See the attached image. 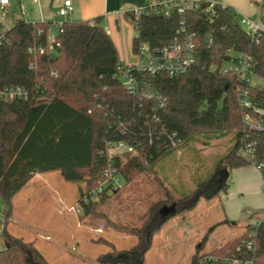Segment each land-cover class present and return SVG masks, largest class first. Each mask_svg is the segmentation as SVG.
Wrapping results in <instances>:
<instances>
[{
	"label": "trees",
	"instance_id": "obj_1",
	"mask_svg": "<svg viewBox=\"0 0 264 264\" xmlns=\"http://www.w3.org/2000/svg\"><path fill=\"white\" fill-rule=\"evenodd\" d=\"M211 4L201 0L198 9L185 13L194 36L196 61L183 74L153 78L152 87L167 99L166 107L159 109L155 101L129 94L118 80L122 62L102 16L66 20L57 36L59 46L48 41L51 22L17 20L5 31L0 37V89L20 85L29 91L27 100L0 101V197L9 212L13 198L32 178L59 171L66 181L86 182L84 188L80 186L79 204L83 213L89 214L97 203L123 188L111 190L105 186L98 191L105 183L102 173L110 163L126 185L142 172L156 173L159 161L175 159L179 151L190 150L187 146L199 135L206 138V144L232 135V142L217 163L215 177L222 178L218 186H212L214 180L210 178L181 197L168 194L176 212L166 217L160 214L161 201L153 203L142 226H117L135 235L137 243L118 250L109 242L111 250L100 254L94 263L143 264L154 234L171 216L192 209L201 197L211 199L219 191H226L228 169L264 163V129L244 124L247 110L239 101V91L248 88L250 98L264 106V89L221 69L229 60L230 49L245 52L251 57L255 77L264 82V35L256 41L235 21L229 6L216 2L211 13ZM129 14L135 20L133 11ZM180 19L176 10L168 16L163 11L142 12L133 52L137 53L141 42L159 46L169 43ZM39 45L43 51L29 52ZM212 65L216 69H211ZM174 132L181 140L176 147L169 141V134ZM112 141H125L138 153L126 160L111 157L107 148ZM248 142L253 144L252 161L240 153ZM85 195L88 201H83ZM2 236L9 246L0 251V264H46L32 242L15 237L6 227ZM250 239L254 240V249L246 255L264 264V220L248 224L240 235L212 254L235 250L242 240ZM197 253L189 264H200Z\"/></svg>",
	"mask_w": 264,
	"mask_h": 264
},
{
	"label": "rangeland",
	"instance_id": "obj_2",
	"mask_svg": "<svg viewBox=\"0 0 264 264\" xmlns=\"http://www.w3.org/2000/svg\"><path fill=\"white\" fill-rule=\"evenodd\" d=\"M10 2L4 21L0 18V35L15 20L33 19V0ZM230 8V13L240 24L241 13L235 7ZM23 9L27 10V16L22 15ZM132 24L137 35L135 21ZM51 54L55 55L53 48ZM253 79L263 85L257 77ZM231 136L206 144V138L199 135L187 146L196 151L181 152L173 161H159L156 173L142 172L126 185L121 180L123 188L97 203L89 214L75 210L81 207L80 186L84 188L86 182L66 181L59 171L37 174L13 198L11 212L0 197V251L9 246L2 236L4 227L15 237L32 242L43 254L46 264H94L100 254L111 250L109 242L118 250L129 249L137 243V237L119 226H142L153 203L161 201L160 208L172 204L169 195L181 197L194 192L200 182L210 178L214 180L212 186L221 183L222 178L215 177L216 167L219 157L231 143L227 142ZM120 155L124 160L131 156ZM238 171L235 170L228 181L231 188L238 186V190L229 192L232 196L228 200L218 193L212 200L201 197L192 209L171 216L154 234L143 264H189L197 252L200 257L212 254L239 235L248 222L263 220L264 193L257 183L261 182L256 178L258 172L253 167L245 169L244 175ZM231 203L235 209L230 210L229 218H234L237 224L225 225L224 207ZM213 226L216 227L211 229ZM227 251L212 255L223 256Z\"/></svg>",
	"mask_w": 264,
	"mask_h": 264
},
{
	"label": "built area",
	"instance_id": "obj_3",
	"mask_svg": "<svg viewBox=\"0 0 264 264\" xmlns=\"http://www.w3.org/2000/svg\"><path fill=\"white\" fill-rule=\"evenodd\" d=\"M212 2L208 11L214 13ZM9 0H0L1 19L8 13L7 6ZM201 5V0H150L141 7L133 11L135 15V26L139 28L138 16L142 12H164L165 15H170L172 10H176L181 19L179 26L175 30L174 38L166 45H152L149 42H141L136 55L138 62L135 64L122 63L118 67V80L124 89L131 95L142 98H147L155 101L156 109L165 108L167 99L157 92L152 87V80L158 75L175 76L187 72L196 61L195 42L193 33L189 30L185 13L190 9H198ZM76 11V7L71 0H65L63 6L59 9L55 21H52L48 27V41L52 46H59L57 36L63 31V25L66 20L71 17ZM240 24L252 37L259 41L260 36L264 35V0L259 7V12L255 18L240 15ZM43 30L39 29V33ZM43 51V47L39 45L36 48H30L29 52ZM216 65H212L211 69H216ZM223 72H232L237 74L241 81L249 83L250 85L264 89L261 83L254 81L255 77L251 57L241 51L229 50V60L221 68ZM55 74V73H54ZM29 91L20 85H10L0 89V101L13 102L15 100H27ZM240 105L246 109V114L243 118L246 126L254 129H264V106L258 105L249 96V89L242 88L239 91ZM260 115V116H259ZM170 145L176 147L180 142V138L174 132L169 134ZM252 143H245L241 149L242 155L248 160L252 161L254 157ZM108 154L112 156H119L120 154H130L131 156L137 154L136 149L127 144L125 141H112L108 143ZM112 151V153H111ZM130 156V157H131ZM261 172L264 181V163L252 162ZM105 183L98 189L101 192L105 186H110L111 190L122 185V177L120 172L114 167L113 163L102 173ZM89 196H83V201H88ZM74 209V208H73ZM77 213L82 211L81 207L75 209ZM264 220V219H263ZM253 222L251 225L260 224ZM254 249V240H242L235 250H228L223 256L204 255L200 259V264H259L255 257L247 256V252Z\"/></svg>",
	"mask_w": 264,
	"mask_h": 264
},
{
	"label": "crops",
	"instance_id": "obj_4",
	"mask_svg": "<svg viewBox=\"0 0 264 264\" xmlns=\"http://www.w3.org/2000/svg\"><path fill=\"white\" fill-rule=\"evenodd\" d=\"M64 1L65 0H33V3L35 4V8L32 9L33 12L31 14L33 19L31 20V22L55 21L56 19L59 18L57 16V13L59 9L63 6ZM71 1L76 7V11L74 12L73 15H71V17H69V19L88 20L98 16H102L103 18L102 24L106 28L107 32L109 33L115 44L120 62L125 64H135L138 62L139 60L138 56L133 52V38L135 37V34L133 31L132 23L134 19L129 14V12L134 11L135 9L141 7L150 0H71ZM205 1L218 2L232 8L235 7V10L241 13V15H245L253 18L257 16L259 12V7L263 2V0H205ZM10 5L11 2L9 0L8 6ZM22 15L27 16L28 15L27 10L23 9ZM0 16H1V10H0ZM2 35H0V37ZM227 142L228 143L232 142V139L231 140L227 139ZM180 154L181 151L177 153L176 158L174 160L178 159L177 156H179ZM171 160L173 161V158ZM199 160L202 161L203 159L201 158ZM249 167H253L254 170L258 172L257 173L258 176H256V178L258 177L257 181L260 179L261 182L258 181L257 183L259 188L262 186V190H263V177L261 175V172L257 169V167L254 164H248L246 166L228 169L229 179L232 177V173L235 170H239L238 174L244 175V170ZM235 190H238V186L236 185L235 187L231 188L230 183L228 182L227 190L226 191L221 190L218 192V194L221 195L226 201L228 200V198H230V196H232L230 195L229 192ZM212 199H214V197L211 198L210 200ZM233 206L234 205L231 203L226 205V207H224L225 215H226L225 220L233 221V224L228 222H223V224L225 225L237 224V221L234 220V218L233 219L229 218L230 210L235 209ZM251 223L252 222H248L247 225ZM231 239H229L228 241H230ZM206 252H208V250Z\"/></svg>",
	"mask_w": 264,
	"mask_h": 264
},
{
	"label": "water",
	"instance_id": "obj_5",
	"mask_svg": "<svg viewBox=\"0 0 264 264\" xmlns=\"http://www.w3.org/2000/svg\"><path fill=\"white\" fill-rule=\"evenodd\" d=\"M175 212H176V204L175 203L171 204L170 206L165 205L161 209V214L163 217L174 214Z\"/></svg>",
	"mask_w": 264,
	"mask_h": 264
}]
</instances>
